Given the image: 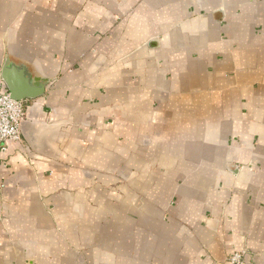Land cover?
<instances>
[{"label":"crops","instance_id":"0c3cea01","mask_svg":"<svg viewBox=\"0 0 264 264\" xmlns=\"http://www.w3.org/2000/svg\"><path fill=\"white\" fill-rule=\"evenodd\" d=\"M0 264H264V0H0Z\"/></svg>","mask_w":264,"mask_h":264},{"label":"built area","instance_id":"2783aa9c","mask_svg":"<svg viewBox=\"0 0 264 264\" xmlns=\"http://www.w3.org/2000/svg\"><path fill=\"white\" fill-rule=\"evenodd\" d=\"M25 114L24 102L14 100L0 79V153L8 151V142L20 141ZM244 255L235 252L229 257V264H245Z\"/></svg>","mask_w":264,"mask_h":264},{"label":"water","instance_id":"95a60500","mask_svg":"<svg viewBox=\"0 0 264 264\" xmlns=\"http://www.w3.org/2000/svg\"><path fill=\"white\" fill-rule=\"evenodd\" d=\"M2 78L8 87L11 97L16 101L35 99L44 93L42 86H30L23 73L16 69L5 68L2 73Z\"/></svg>","mask_w":264,"mask_h":264}]
</instances>
